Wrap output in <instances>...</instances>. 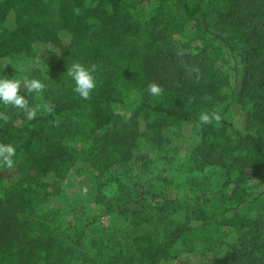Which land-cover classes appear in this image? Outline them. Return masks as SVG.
Here are the masks:
<instances>
[{
  "label": "trees",
  "instance_id": "obj_1",
  "mask_svg": "<svg viewBox=\"0 0 264 264\" xmlns=\"http://www.w3.org/2000/svg\"><path fill=\"white\" fill-rule=\"evenodd\" d=\"M51 1L0 0V65L10 66L8 71L0 67V75L13 78L10 71L20 62L38 56V45L52 49L54 70L67 72L74 62L108 68L87 98L78 93L53 98L32 118L0 103V143H13L17 153L14 173L8 179L0 174V264L73 263V250L63 245L45 201L57 194L56 184L72 172L79 156L99 174L123 163L114 107L124 104L127 86L140 97L134 116L150 131L197 125L208 153L223 164L231 160L228 167L237 180L230 193L182 217H175L174 199L136 214L132 246L116 261L167 264L185 251L187 238L214 228L219 234L243 231L215 264H264V191L247 184V179L264 183V0H156L164 23L158 37L147 40L124 11L123 0H62L57 25L43 20ZM176 35L186 37L195 51L183 66L165 54L168 39ZM231 81L228 98L223 89ZM151 83L160 86L159 95L148 92ZM27 95L36 107L33 93ZM232 103L245 116L243 130L228 118ZM204 111L219 120L201 124ZM82 114L88 126L76 129L72 120ZM69 139L74 142L68 144ZM151 222L156 225L136 232Z\"/></svg>",
  "mask_w": 264,
  "mask_h": 264
},
{
  "label": "rangeland",
  "instance_id": "obj_2",
  "mask_svg": "<svg viewBox=\"0 0 264 264\" xmlns=\"http://www.w3.org/2000/svg\"><path fill=\"white\" fill-rule=\"evenodd\" d=\"M61 2L51 1L44 21L50 25L59 24ZM252 3L246 5L247 13H250ZM158 5L156 0H123L124 11L139 23L144 40L158 37L163 27L164 22L156 13ZM37 51L35 59L23 60L10 73L15 78L42 80L44 89L39 94L33 93L35 106L42 112L53 98L77 92L67 72L51 67L55 59L52 49L48 45H38ZM165 54L172 63L183 66L195 51L190 50L186 37L176 35L168 39ZM0 67L10 69L8 64ZM107 68L106 63L95 68V82L103 78ZM233 87L231 81L230 86L223 89L228 98L233 96ZM139 101L137 90L127 86L124 104L114 107L115 139L123 163L113 171L99 174L79 156L72 172L62 176L56 184L57 194L46 198L45 207L54 217V227L63 236V245L73 250L72 264H122L116 259L128 253L132 246L136 214L146 213L160 201L174 199L178 202L175 217L179 218L194 207L207 205L208 200L230 193L235 187L234 169L228 167L231 160L223 164L217 161L216 154L208 153L197 125L152 132L141 118L134 116ZM228 118L235 128L243 130L245 116L234 103ZM72 124L76 129L88 126L83 114L74 118ZM67 139L64 136L63 142ZM72 142L69 139L68 144ZM35 148L41 152L37 144ZM14 171L0 166V174L6 179ZM247 184L252 191H264L262 182L247 179ZM248 214L254 217L256 212L249 210ZM151 223L136 228V232L142 233L156 225ZM242 232L219 234L214 228L196 232L193 239H190L192 236L186 239L185 251L168 260L167 264H215L219 258L228 255Z\"/></svg>",
  "mask_w": 264,
  "mask_h": 264
},
{
  "label": "clouds",
  "instance_id": "obj_3",
  "mask_svg": "<svg viewBox=\"0 0 264 264\" xmlns=\"http://www.w3.org/2000/svg\"><path fill=\"white\" fill-rule=\"evenodd\" d=\"M66 71L74 82V90L80 96L87 98L90 91L95 87L94 69L74 62ZM44 87L45 84L40 79L9 78L6 75H0V103L18 108L24 111L28 118H32L36 115L37 108L30 105L27 94H39ZM21 88H23V92ZM148 92L152 95H159L161 88L158 84L151 83L148 85ZM214 119L219 120V116L208 111L201 112L198 117L201 124L211 123ZM16 164V146L13 143H0V166L12 169Z\"/></svg>",
  "mask_w": 264,
  "mask_h": 264
}]
</instances>
